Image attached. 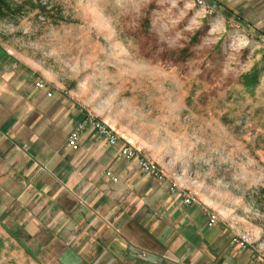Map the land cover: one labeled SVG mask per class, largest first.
I'll return each instance as SVG.
<instances>
[{"label":"rangeland","instance_id":"374dc122","mask_svg":"<svg viewBox=\"0 0 264 264\" xmlns=\"http://www.w3.org/2000/svg\"><path fill=\"white\" fill-rule=\"evenodd\" d=\"M5 1L0 45L47 85L49 113L64 102L54 124L90 114L156 167L162 191L195 198L264 264V0ZM254 67L248 91L241 76ZM83 149L100 153L90 178L114 173L108 190L147 177L103 140ZM16 167L0 161V264H59L64 234L46 228L57 212L41 217L42 171Z\"/></svg>","mask_w":264,"mask_h":264},{"label":"crops","instance_id":"0c3cea01","mask_svg":"<svg viewBox=\"0 0 264 264\" xmlns=\"http://www.w3.org/2000/svg\"><path fill=\"white\" fill-rule=\"evenodd\" d=\"M33 77L0 45V161L15 167L19 162L16 168L30 174L42 171L46 210L41 217L57 212L54 226L50 222L46 228L64 234L59 264H255L251 250L234 245L226 228L205 226L206 215L198 206H185L183 195L162 191L157 185L161 178L141 172L147 177L126 180L124 187H137L129 196L122 195L124 187L108 190L113 185L109 177L90 178L89 173L96 175L95 155L100 153L83 145L105 140L87 127L79 149L70 151L66 139L84 117L73 120L68 114L54 124L64 102L57 99L49 113L53 96L47 97V85L37 90ZM61 124L65 135L58 147L53 130ZM117 146L107 147L120 157ZM104 172L114 175L108 167ZM65 203L71 208H63ZM139 251L147 257L140 258Z\"/></svg>","mask_w":264,"mask_h":264},{"label":"built area","instance_id":"2783aa9c","mask_svg":"<svg viewBox=\"0 0 264 264\" xmlns=\"http://www.w3.org/2000/svg\"><path fill=\"white\" fill-rule=\"evenodd\" d=\"M35 88L37 90H44L46 88V84L42 80H37L35 82ZM52 93L48 92L47 97H51ZM87 127H91L97 135L105 140V144L108 147H114L119 142L120 138L119 136L114 133L112 130L108 129V127L101 122L97 121L94 117H92L90 114L86 115L83 119V121L74 129L71 133H69L67 139H66V147L72 151L76 152L79 149L80 146V140L81 136L84 133L85 129ZM119 156L122 159H125L126 161H133L136 160L137 167L146 174H150L154 178H161V175L159 171L156 169V167L150 163L147 162L141 158H138L137 151L128 143H124L120 149H119ZM106 176L111 179L112 182L116 183L117 179L113 178L110 174L106 173ZM170 192H174V186L170 187ZM183 204L185 206H193L196 205L197 202L195 198L189 196V195H183ZM218 223V217L214 213H207L206 214V222L205 226L208 228H212L216 226ZM232 243L236 246H238L241 249L245 248V241L239 240L236 238H233ZM143 258H146V254L144 252L140 255Z\"/></svg>","mask_w":264,"mask_h":264},{"label":"trees","instance_id":"16d2710c","mask_svg":"<svg viewBox=\"0 0 264 264\" xmlns=\"http://www.w3.org/2000/svg\"><path fill=\"white\" fill-rule=\"evenodd\" d=\"M8 6L5 0H0V12L7 11ZM258 68L254 67L250 72L241 76V82L243 87L248 91H253L259 82ZM264 194V189L262 190Z\"/></svg>","mask_w":264,"mask_h":264}]
</instances>
